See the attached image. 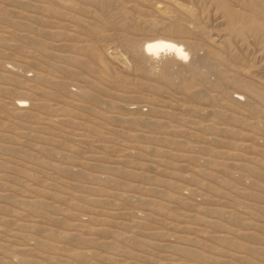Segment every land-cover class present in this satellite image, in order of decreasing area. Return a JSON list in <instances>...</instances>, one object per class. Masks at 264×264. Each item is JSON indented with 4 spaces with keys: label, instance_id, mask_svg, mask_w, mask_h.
Segmentation results:
<instances>
[{
    "label": "rangeland",
    "instance_id": "1",
    "mask_svg": "<svg viewBox=\"0 0 264 264\" xmlns=\"http://www.w3.org/2000/svg\"><path fill=\"white\" fill-rule=\"evenodd\" d=\"M168 1L0 0V264H264V50Z\"/></svg>",
    "mask_w": 264,
    "mask_h": 264
},
{
    "label": "bare ground",
    "instance_id": "2",
    "mask_svg": "<svg viewBox=\"0 0 264 264\" xmlns=\"http://www.w3.org/2000/svg\"><path fill=\"white\" fill-rule=\"evenodd\" d=\"M165 4L170 5L168 0H163ZM218 8L223 12L228 22V30L231 37L240 39L241 41H248L253 39L257 45L264 50V0H212ZM14 2V1H13ZM12 3V2H11ZM47 3V2H46ZM82 3V2H81ZM5 4V3H4ZM13 4V3H12ZM20 4V3H19ZM172 5V4H171ZM38 7V6H37ZM58 7V6H57ZM176 7V6H175ZM40 8V7H38ZM62 8V7H60ZM185 11H189L188 8H183ZM39 11V10H38ZM38 14V13H37ZM12 15V14H11ZM50 15V14H49ZM1 16V13H0ZM13 16V15H12ZM51 16V15H50ZM24 19V18H23ZM56 19V18H55ZM11 23V22H10ZM12 25V24H11ZM9 26V25H8ZM41 26V25H40ZM50 28V27H49ZM61 28V27H60ZM66 29V28H65ZM35 35V34H34ZM93 38V37H92ZM6 39V38H5ZM10 40V39H8ZM143 41V39H142ZM204 41V40H203ZM83 42V41H82ZM206 43V42H205ZM144 44L145 43H141ZM140 43H131V48L135 52H145L146 55H158L160 53L169 52L174 55L176 59L187 58L190 54L186 52L183 46L179 44L167 43L158 41L154 43H148L144 48ZM208 44V43H207ZM83 46V45H82ZM86 46V45H85ZM189 47V46H188ZM216 48V47H214ZM7 49V48H6ZM143 49V50H142ZM217 50V49H216ZM190 52L192 50H189ZM189 52V53H190ZM144 53V54H145ZM225 53V52H223ZM19 54V53H18ZM77 55V54H76ZM95 57H98L97 52ZM148 58V57H147ZM33 59V58H32ZM74 61V60H73ZM82 64V63H81ZM236 64V62H235ZM241 65V63H238ZM255 64V63H254ZM84 65V64H83ZM82 66V65H81ZM98 66V65H97ZM243 66V64H242ZM226 67V66H225ZM41 71V70H40ZM109 71V70H108ZM147 72V70H146ZM189 72V71H188ZM190 73V72H189ZM192 73V72H191ZM242 74V73H241ZM246 77V76H245ZM67 78V77H66ZM148 80V79H147ZM150 81V80H149ZM148 81V82H149ZM200 81V80H199ZM227 81L232 82L239 92L246 93L248 96L258 99L264 103V89L252 84L248 80H240L237 78H228ZM151 82V81H150ZM151 85V84H149ZM261 85V84H260ZM165 86V85H164ZM114 89V88H113ZM169 89V88H168ZM182 89L188 90L186 83L182 84ZM22 90V89H21ZM92 90V89H91ZM171 91V90H170ZM95 92V91H94ZM134 93V92H133ZM158 94V93H157ZM164 94V93H163ZM244 95V94H243ZM147 96V95H146ZM157 96V95H155ZM153 97V96H152ZM158 97V96H157ZM175 97V96H174ZM48 98V97H47ZM163 98V97H162ZM167 99V98H165ZM180 99V98H178ZM226 99V98H225ZM247 99V98H246ZM54 100V99H53ZM189 100V99H188ZM120 101V100H119ZM148 101V100H147ZM160 101V100H159ZM123 102V101H122ZM127 102V101H126ZM162 102V101H161ZM233 102V100H232ZM231 102V103H232ZM145 103V102H144ZM191 103V102H190ZM152 104V103H151ZM167 104V103H166ZM182 105V104H181ZM195 105V104H194ZM231 105V104H230ZM164 106V105H163ZM165 107V106H164ZM222 108V107H221ZM17 110L20 113H25L23 105H19ZM34 111V110H33ZM230 111V110H229ZM5 115V114H4ZM127 115V114H126ZM171 115V114H170ZM241 115V114H240ZM253 115V114H252ZM150 116V115H149ZM156 117V116H155ZM158 117V116H157ZM263 117V116H262ZM2 119V118H1ZM84 121V120H83ZM153 122V121H152ZM227 124V123H226ZM248 125V124H247ZM183 126V125H181ZM233 126V125H232ZM235 127V126H234ZM136 131V130H134ZM244 131V130H243ZM237 132V131H236ZM154 133V132H153ZM172 134V133H171ZM257 134V133H256ZM168 135V134H167ZM262 135V134H261ZM227 136V135H226ZM228 139V138H227ZM243 139V138H242ZM248 139V138H247ZM218 140V139H217ZM236 140V139H235ZM229 140H227L228 142ZM248 141V140H245ZM252 142V141H251ZM228 144V143H227ZM259 144V143H258ZM22 146V145H21ZM228 149V148H227ZM230 150V149H229ZM260 151V150H259ZM70 152V151H69ZM40 154V153H39ZM208 154V153H207ZM248 154V153H247ZM250 154V153H249ZM238 155H240L238 153ZM258 155V154H257ZM158 157V156H157ZM219 158V157H218ZM227 159V158H226ZM51 160V159H50ZM243 161V160H242ZM24 162V161H23ZM194 161H192L193 163ZM251 162V161H250ZM191 163V164H192ZM195 163V162H194ZM193 163V164H194ZM197 163V161H196ZM264 163V162H263ZM156 164V163H155ZM190 164V165H191ZM192 164V165H193ZM230 164V163H229ZM248 164V163H247ZM254 164V163H253ZM157 165V164H156ZM18 166V165H17ZM244 166V165H243ZM250 166V165H249ZM249 168V167H248ZM224 170V169H223ZM257 174V173H256ZM20 178V177H19ZM171 178V177H170ZM74 181V180H73ZM30 182V181H29ZM80 182V181H79ZM129 182V181H128ZM12 183V182H11ZM264 183V182H263ZM14 184V183H13ZM12 185V184H11ZM243 185V184H242ZM58 187V186H57ZM230 188V187H229ZM225 189V188H224ZM249 189V188H248ZM72 190V189H71ZM125 191V190H124ZM204 191V190H203ZM228 191V190H227ZM255 191V190H254ZM12 192V191H11ZM172 192V191H171ZM263 192V191H262ZM232 193V192H231ZM18 195V194H17ZM39 197V196H38ZM112 198V197H111ZM189 198V197H188ZM218 198V197H217ZM242 198V197H241ZM115 199V198H114ZM226 199V198H223ZM249 200V199H248ZM120 201V200H119ZM194 201V200H193ZM230 201V200H229ZM253 201V200H252ZM197 202V201H196ZM59 204V203H58ZM61 204V203H60ZM243 204V203H242ZM255 204V203H253ZM195 205V204H194ZM202 205V204H201ZM204 205V204H203ZM207 205V204H206ZM98 206V205H97ZM228 206V205H227ZM82 207V205H81ZM222 207V206H221ZM15 208V207H14ZM133 208V207H132ZM174 208V207H173ZM176 208V207H175ZM229 206L227 207V209ZM232 208V207H231ZM185 210V209H184ZM87 213V212H86ZM70 215V214H69ZM102 216V215H101ZM110 217V216H109ZM209 217V216H208ZM250 217V216H249ZM213 218V217H212ZM214 219V218H213ZM23 220V219H22ZM171 220V219H169ZM254 220V219H253ZM221 221V220H220ZM184 223V222H183ZM262 223V222H261ZM195 224V223H194ZM159 225V224H158ZM233 225V224H232ZM100 226V225H99ZM241 226V225H240ZM110 227V226H109ZM209 228V227H208ZM157 229V228H156ZM243 229V228H242ZM75 230V229H74ZM106 230V229H105ZM160 230V229H159ZM166 230V229H164ZM170 230V228H169ZM172 230V229H171ZM104 231V230H103ZM127 232V231H126ZM176 232V231H174ZM218 232V231H216ZM184 233V232H183ZM50 234V233H49ZM84 234V233H83ZM131 234V233H130ZM137 234V233H136ZM89 235V234H88ZM95 235V234H94ZM232 235V234H231ZM105 236V235H104ZM99 237V236H98ZM76 238V237H75ZM200 238V237H199ZM238 238V237H237ZM147 239V238H145ZM92 241V240H91ZM145 241V240H144ZM208 241V240H207ZM245 241V240H244ZM250 241V240H249ZM96 242V241H95ZM248 242V241H247ZM10 243V242H9ZM147 243V242H146ZM214 243V242H213ZM68 245V244H67ZM154 245V244H153ZM109 246V245H108ZM111 246V245H110ZM245 247V246H244ZM92 248V247H91ZM222 248V247H221ZM60 249V248H59ZM249 252V250H248ZM47 254V253H46ZM93 254V253H91ZM95 254V253H94ZM213 254V253H212ZM244 254V253H243ZM215 255V254H213ZM80 256V255H79ZM134 256V255H133ZM177 256V255H176ZM222 256V255H220ZM251 256V255H250ZM178 257V256H177ZM82 258V257H81ZM9 259V258H8ZM144 259V258H140ZM160 259V258H159ZM186 259V258H185ZM41 260V259H40ZM165 260V259H164ZM140 261V260H139ZM234 261V260H233ZM238 263V262H236ZM50 264V263H49ZM142 264V263H141Z\"/></svg>",
    "mask_w": 264,
    "mask_h": 264
}]
</instances>
